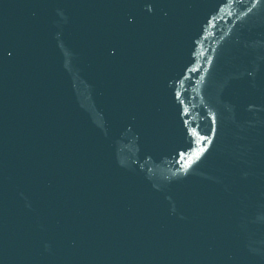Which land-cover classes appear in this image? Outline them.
I'll use <instances>...</instances> for the list:
<instances>
[{
  "label": "water",
  "instance_id": "obj_1",
  "mask_svg": "<svg viewBox=\"0 0 264 264\" xmlns=\"http://www.w3.org/2000/svg\"><path fill=\"white\" fill-rule=\"evenodd\" d=\"M0 264H264V0H0Z\"/></svg>",
  "mask_w": 264,
  "mask_h": 264
}]
</instances>
